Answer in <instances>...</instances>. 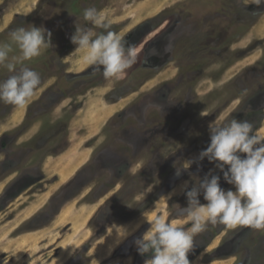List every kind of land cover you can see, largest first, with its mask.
Masks as SVG:
<instances>
[{
  "label": "rangeland",
  "instance_id": "1",
  "mask_svg": "<svg viewBox=\"0 0 264 264\" xmlns=\"http://www.w3.org/2000/svg\"><path fill=\"white\" fill-rule=\"evenodd\" d=\"M88 7L137 49L120 79L64 59L75 24L106 34L83 20ZM28 25L50 31L53 47L25 62L41 78L29 103L0 102V264H144L134 240L154 217L177 219L198 179L211 170L234 191L197 160L209 124L247 120L264 134V5L0 0V42ZM9 75L0 67V81ZM188 258L264 264V230L208 225Z\"/></svg>",
  "mask_w": 264,
  "mask_h": 264
},
{
  "label": "clouds",
  "instance_id": "2",
  "mask_svg": "<svg viewBox=\"0 0 264 264\" xmlns=\"http://www.w3.org/2000/svg\"><path fill=\"white\" fill-rule=\"evenodd\" d=\"M252 3L259 7L264 5V0H252ZM83 20L104 29L106 34L97 35L93 28L75 24L71 43L76 48L64 59L75 56L77 63L82 59L85 64L94 66V72H102L105 79H120L125 70L136 63L135 45L127 44L119 34L108 30L110 25L105 22V15L95 7L83 10ZM52 47V33L35 25L15 28L6 42H0V67L10 73L7 79L0 81V102L16 108H24L29 103L40 90L41 78L25 62ZM14 51L18 54L10 55ZM81 53L82 57L78 55ZM208 130L210 143L197 160L206 158L214 164L234 191L222 189L221 177L211 170L198 179L185 191L187 206L177 205V219L167 222L162 217H154L148 230L134 240L137 253L150 257L144 264H190L188 257L194 239L205 232L208 225L264 230V134L254 131L251 122L235 118L223 124L212 122ZM194 162L188 160L183 169L175 168V175L179 177L182 170L189 169ZM184 188L188 189L187 182ZM201 196L206 203H201ZM185 223L190 226L180 227ZM121 235L127 236L126 233Z\"/></svg>",
  "mask_w": 264,
  "mask_h": 264
}]
</instances>
